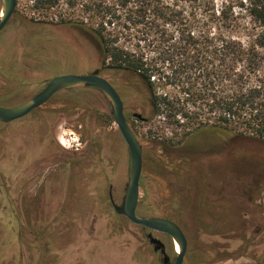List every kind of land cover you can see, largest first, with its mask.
<instances>
[{
    "label": "rangeland",
    "instance_id": "obj_1",
    "mask_svg": "<svg viewBox=\"0 0 264 264\" xmlns=\"http://www.w3.org/2000/svg\"><path fill=\"white\" fill-rule=\"evenodd\" d=\"M25 4L20 0L0 32L1 106L26 101L54 76L101 67L90 38L31 21ZM2 8L0 0V14ZM102 74L125 96V110L150 113L138 81L122 72ZM111 114L98 89L75 88L0 123V264H163L150 231L110 201L112 192L122 204L130 173L129 147ZM128 121L143 145L138 213L183 228L185 264H255L246 253L264 249V141L199 131L189 142L157 145L150 133L155 121ZM165 134L171 136L169 129ZM74 164L90 175L87 182L78 176L76 188ZM152 233L173 262L172 237Z\"/></svg>",
    "mask_w": 264,
    "mask_h": 264
},
{
    "label": "trees",
    "instance_id": "obj_2",
    "mask_svg": "<svg viewBox=\"0 0 264 264\" xmlns=\"http://www.w3.org/2000/svg\"><path fill=\"white\" fill-rule=\"evenodd\" d=\"M24 1L31 21L90 38L98 72L142 85L150 113L126 116L155 121V144L175 146L199 131L264 141V0Z\"/></svg>",
    "mask_w": 264,
    "mask_h": 264
},
{
    "label": "water",
    "instance_id": "obj_3",
    "mask_svg": "<svg viewBox=\"0 0 264 264\" xmlns=\"http://www.w3.org/2000/svg\"><path fill=\"white\" fill-rule=\"evenodd\" d=\"M2 4L3 8L0 14V32L12 18L17 7V0H2ZM87 87L97 88L106 96L111 106L114 121L118 125L119 130L129 147V179L123 203L116 207L117 211L120 214L127 216L129 220L136 224L148 227L152 231L169 234L174 243L179 245V250L176 251V257L172 264H183L188 249V239L183 228L176 221L170 218L144 216L138 214L137 212L141 196L143 145L126 117L125 105L120 93L108 78L97 73H70L57 75L50 79L42 90L26 101L13 106L0 105V122L9 123L25 117L33 110L44 105L59 91ZM134 115L141 117L139 112H136ZM149 239L150 242L156 246V248L165 246L161 239L155 237L153 233L149 235ZM168 259L169 256L165 254V260L167 261Z\"/></svg>",
    "mask_w": 264,
    "mask_h": 264
},
{
    "label": "flooded vegetation",
    "instance_id": "obj_4",
    "mask_svg": "<svg viewBox=\"0 0 264 264\" xmlns=\"http://www.w3.org/2000/svg\"><path fill=\"white\" fill-rule=\"evenodd\" d=\"M5 28V27H4ZM100 63H101V59H100ZM93 73H97V74H101V75H103L102 74V72H98V70L97 71H95V72H93ZM88 74H91V73H88ZM104 76V75H103ZM55 77V76H54ZM47 84V83H46ZM44 88V87H43ZM87 88H93V87H87ZM116 88V87H115ZM95 89H97V88H95ZM117 89V88H116ZM100 91V90H99ZM101 92V91H100ZM119 92V91H118ZM57 94V93H56ZM56 94H54L52 97H51V99L56 95ZM104 95V94H103ZM121 95V94H120ZM105 96V95H104ZM106 97V96H105ZM122 97V96H121ZM50 99V100H51ZM107 99V98H106ZM123 99V98H122ZM49 100V101H50ZM49 101H47L44 105H46ZM109 102V101H108ZM44 105H42V106H44ZM41 106V107H42ZM111 107V106H110ZM40 108V107H39ZM38 109V108H37ZM36 110V109H35ZM34 111V110H33ZM32 111V112H33ZM31 112V113H32ZM111 112H112V110H111ZM30 114V113H29ZM28 114V115H29ZM125 114H126V111H125ZM113 115V114H112ZM27 116V115H26ZM127 117V116H126ZM0 123H2V122H0ZM78 149V148H77ZM74 167H75V169L77 170L76 171V173L73 175V179H74V186H75V188H76V184H77V181H78V176H81V179H80V182H84V181H89V177H90V175H88V173H85V174H80L79 172H82V169L81 168H79L78 169V165L76 164H74V166H73V170H74ZM77 167V168H76ZM87 169H88V167H86V170L85 171H87ZM42 176H44V174L42 175ZM44 178H45V180H52L53 178L54 179H56V174H48V175H45L44 176ZM110 201H111V203H112V205H113V207H114V209L117 211V206H120V205H117L116 203H115V200H114V198H113V195H112V192H110ZM123 203V202H122ZM138 208H139V204H138ZM138 208H137V212H138ZM118 212V211H117ZM119 213V212H118ZM120 214V213H119ZM139 214V213H138ZM121 215H124V214H121ZM125 216V215H124ZM125 217H127V216H125ZM128 218V217H127ZM129 219V218H128ZM131 221V220H130ZM132 222V221H131ZM134 223V222H133ZM138 225H140V224H138ZM143 226V225H142ZM144 228H146V229H148L150 232H148V234H147V236H148V238H149V235L152 233V232H154V231H152L151 229H149L148 227H145V226H143ZM154 249L156 250V251H160L161 253H162V255H163V264H172L173 262H171V260H170V258L166 261L165 260V254H167L166 253V250H165V246L164 247H160V248H156V246L154 245ZM256 253V252H255ZM255 253H249V254H247L246 253V256H248L249 258H251V259H254V262H255V264H264V253L263 254H258L259 256H257V255H255ZM186 256V255H185ZM25 257H30V255H22V258H23V261H24V258ZM183 264H185V258H184V263ZM251 264V263H250Z\"/></svg>",
    "mask_w": 264,
    "mask_h": 264
},
{
    "label": "bare ground",
    "instance_id": "obj_5",
    "mask_svg": "<svg viewBox=\"0 0 264 264\" xmlns=\"http://www.w3.org/2000/svg\"><path fill=\"white\" fill-rule=\"evenodd\" d=\"M61 139V138H60ZM175 244V249H176V251H178L179 250V245L177 244V243H174Z\"/></svg>",
    "mask_w": 264,
    "mask_h": 264
}]
</instances>
